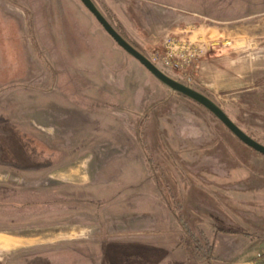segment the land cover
<instances>
[{
  "label": "rangeland",
  "instance_id": "1",
  "mask_svg": "<svg viewBox=\"0 0 264 264\" xmlns=\"http://www.w3.org/2000/svg\"><path fill=\"white\" fill-rule=\"evenodd\" d=\"M264 144V0H94ZM264 156L80 0H0V264H263Z\"/></svg>",
  "mask_w": 264,
  "mask_h": 264
},
{
  "label": "water",
  "instance_id": "2",
  "mask_svg": "<svg viewBox=\"0 0 264 264\" xmlns=\"http://www.w3.org/2000/svg\"><path fill=\"white\" fill-rule=\"evenodd\" d=\"M87 10L96 18L106 33L121 47L126 53L135 58L146 70L153 75L160 83L168 87L171 91L178 93L208 110L216 117L238 140L264 156V144L258 142L245 133L227 113L212 99L203 93L185 85L153 64L148 56L132 45L118 30L110 23L102 11L98 8L94 0H80Z\"/></svg>",
  "mask_w": 264,
  "mask_h": 264
},
{
  "label": "built area",
  "instance_id": "3",
  "mask_svg": "<svg viewBox=\"0 0 264 264\" xmlns=\"http://www.w3.org/2000/svg\"><path fill=\"white\" fill-rule=\"evenodd\" d=\"M205 48L193 44L189 40L168 38L164 43V51L150 56V60L158 68H166L181 73L189 72V69L204 54ZM162 69V68H161ZM264 264V254H258L257 261Z\"/></svg>",
  "mask_w": 264,
  "mask_h": 264
}]
</instances>
